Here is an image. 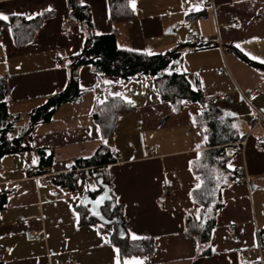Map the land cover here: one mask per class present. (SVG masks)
I'll list each match as a JSON object with an SVG mask.
<instances>
[{"label":"crops","instance_id":"1","mask_svg":"<svg viewBox=\"0 0 264 264\" xmlns=\"http://www.w3.org/2000/svg\"><path fill=\"white\" fill-rule=\"evenodd\" d=\"M77 2L89 10L90 21L73 18L74 31L63 35L61 23L71 16V0H0V15L8 17L0 19V75L10 79V112L21 114L15 132H27L29 113L67 88L70 62L83 51L89 34L117 31L120 49L149 54L180 51L167 71L186 72L204 95L223 94L218 105L235 118L247 138L243 151L236 145L238 149L229 154V168L246 174L222 188L225 203L216 214L211 252L199 255L196 239L185 228L188 210L198 206L191 195L196 183L191 163L205 142L195 117L209 101L184 100L182 109L175 111L152 77L122 80L84 64L78 73L84 89L80 99L63 102L51 120L34 125L29 142L52 150L46 173H64L77 160L91 158L102 145L94 119L99 104L109 95L131 102L135 108L119 117L115 135L106 141L113 154L120 153L107 175L110 193L124 207L123 232L132 239L153 237L155 247L147 254L122 257L111 243L112 226L102 225L100 230L79 224L76 207L87 191L98 188L96 180L87 174L75 189L63 191L52 178L47 181L27 172L29 166L38 168L34 149L19 150L0 159V194L7 197L0 221L2 264L137 260L142 264H245L253 260L250 252L264 228V152L255 147L263 131L250 132L255 111L264 115V69L256 65H264V0H213L215 11L203 0H131L137 17L118 24L111 19L109 0ZM38 16L43 19L34 38L18 44L13 30L17 18ZM190 33L197 38L195 43L187 41ZM256 87L261 91L255 92ZM165 187L171 191L169 196L164 195ZM109 195L106 191L100 200Z\"/></svg>","mask_w":264,"mask_h":264},{"label":"trees","instance_id":"2","mask_svg":"<svg viewBox=\"0 0 264 264\" xmlns=\"http://www.w3.org/2000/svg\"><path fill=\"white\" fill-rule=\"evenodd\" d=\"M71 2L72 18H84L89 22V10L79 5L77 0H71ZM109 3L114 24L128 22L137 17L131 6V0H109ZM42 19L43 16L29 20L23 17L17 18L18 21L13 25L16 42L25 44L31 41ZM1 27L2 22H0V31ZM117 35V31L109 35L97 36L93 33L88 35L83 51L73 56L70 62V79L67 88L49 97L45 103L29 113L27 132L16 133L13 129L14 123L21 114L10 112V79L7 75H0V159L6 154L19 150L34 149L38 156V172H47L52 164L53 152L50 148H35L29 142V134L37 123L51 120L63 102H75L80 99L84 89L79 86L78 73L79 68L84 64L92 65L93 70L98 73L114 75L122 80H128L134 76L152 77L161 97L169 101L175 111L182 109L184 100H203V92L192 83L186 72L167 71L171 61L181 55L180 51L149 54L120 49L117 46ZM256 65L264 69L263 64ZM134 108L135 106L123 97L109 95L99 104L94 114V119L101 130L102 145L91 158L77 160L66 172L52 175V180L59 187L68 186L71 190L75 189L78 180L86 177L87 174L96 180L98 188L87 191L83 201L76 207L80 215L79 224L98 226L100 230L102 225L112 226L114 231L111 243L118 248L122 257L147 254L155 247L153 237L132 239L128 233L123 232L125 230L124 207L110 193L111 184L107 175L108 166L119 160L120 153L113 154L106 141L115 135L119 117L131 112ZM234 119L227 110L211 102H207L202 112L195 117V123L204 131L205 142L201 147L200 156L191 163L196 180L191 195L198 206L187 212L185 233L196 239L199 255L210 254V241L213 229L216 227V214L225 203L222 188L233 178L238 177L236 171L229 168L231 156L226 150V146H236L244 138L236 127ZM82 164L92 169L84 170L81 168ZM105 165L106 172L102 170ZM106 191H109V197L100 200V195ZM98 200L97 211L94 212L91 203ZM6 203V194H0V221L1 212L5 209ZM260 242L264 251V228L261 230ZM0 264H2L1 261ZM245 264H258V260L253 259Z\"/></svg>","mask_w":264,"mask_h":264},{"label":"built area","instance_id":"3","mask_svg":"<svg viewBox=\"0 0 264 264\" xmlns=\"http://www.w3.org/2000/svg\"><path fill=\"white\" fill-rule=\"evenodd\" d=\"M203 1L205 3H210L212 5V7H213V10L215 11L216 7L214 5L213 0H203ZM75 24H76V21L71 16L65 17L62 20V23H61V33L63 35L71 34L74 31ZM234 24L236 26L240 25L238 22H234ZM187 41L189 43H195V41H197V38L192 33H190ZM254 91L255 92H260L261 88L260 87H256ZM222 97H223L222 93H220V92H217V93L212 92V93L205 94L203 99L211 102L212 104L217 105V104L220 103ZM255 113H256V115L253 117V120L251 122L250 132H252L256 128H261L262 129L263 134H262L261 137H259L255 141V147H256V149L259 152H264V115L261 114L258 111H255ZM246 143H247V138H244L237 145L241 146V148H239V149L243 151L244 147L246 146ZM237 149L238 148H236V146H233V145L226 146V150H227L228 154H233L235 152V150H237ZM81 166H82L81 168L84 169V170H91L92 169V167H86L84 164H82ZM102 170L106 172L107 171V166L106 165L103 166ZM27 172L30 173L31 175H33L35 178L42 177V178H44L47 181H50V178L52 177V175H54V174H50V173H39L38 170H37V167L34 166V165L29 166L28 169H27ZM236 173H237L238 176H242V175L246 174L241 169H237ZM246 177H247V175H246ZM238 180L239 179L237 177H235V178H233L231 180V183L235 184L236 182H238ZM61 189L63 191H68L69 187L68 186H63V187H61ZM170 194H171L170 189L165 187L164 188V195L169 196ZM232 235H233L232 236L233 238H236V235L234 233ZM36 237H38V235ZM250 255L255 260H258V264H264V251L262 249L260 239L258 241V244H257L256 248L253 249L250 252Z\"/></svg>","mask_w":264,"mask_h":264},{"label":"snow or ice","instance_id":"4","mask_svg":"<svg viewBox=\"0 0 264 264\" xmlns=\"http://www.w3.org/2000/svg\"><path fill=\"white\" fill-rule=\"evenodd\" d=\"M0 19H5V20H7L8 19V17L7 16H2V15H0ZM253 59H257L256 57H253ZM261 63H264V60H262L261 61ZM118 251V250H117ZM117 264H119V261L117 262ZM130 264H142V261H132V262H130Z\"/></svg>","mask_w":264,"mask_h":264},{"label":"water","instance_id":"5","mask_svg":"<svg viewBox=\"0 0 264 264\" xmlns=\"http://www.w3.org/2000/svg\"><path fill=\"white\" fill-rule=\"evenodd\" d=\"M98 203H99V200L98 201H94V202L91 203V208H92V210L94 212L97 211V205H98Z\"/></svg>","mask_w":264,"mask_h":264},{"label":"rangeland","instance_id":"6","mask_svg":"<svg viewBox=\"0 0 264 264\" xmlns=\"http://www.w3.org/2000/svg\"><path fill=\"white\" fill-rule=\"evenodd\" d=\"M167 70H170V69H167ZM171 71V70H170ZM138 78V77H137Z\"/></svg>","mask_w":264,"mask_h":264}]
</instances>
